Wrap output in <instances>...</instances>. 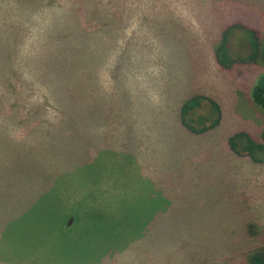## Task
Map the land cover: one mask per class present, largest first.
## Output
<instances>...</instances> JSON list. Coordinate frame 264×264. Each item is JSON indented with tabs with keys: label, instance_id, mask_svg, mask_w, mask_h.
<instances>
[{
	"label": "rangeland",
	"instance_id": "374dc122",
	"mask_svg": "<svg viewBox=\"0 0 264 264\" xmlns=\"http://www.w3.org/2000/svg\"><path fill=\"white\" fill-rule=\"evenodd\" d=\"M238 24L264 41V0H0V264H247L264 161L228 140L264 129V64L217 62L226 34L231 57L251 55ZM82 39L67 60L84 137L62 131L51 66ZM194 94L221 110L200 133L179 119Z\"/></svg>",
	"mask_w": 264,
	"mask_h": 264
},
{
	"label": "trees",
	"instance_id": "16d2710c",
	"mask_svg": "<svg viewBox=\"0 0 264 264\" xmlns=\"http://www.w3.org/2000/svg\"><path fill=\"white\" fill-rule=\"evenodd\" d=\"M243 29L246 34V39L248 44L251 46V55L246 58H240L239 60L234 59L228 52L227 47V34L223 37L217 44L215 49L216 60L224 68H229L237 61L247 63L248 61H254L259 59L264 64V41L261 39L260 33L257 28L249 27L245 25H233ZM232 26V27H233ZM74 40L70 41L72 52L68 55H63L64 58H58L57 56H52V68L55 71V88L56 98L55 105L57 108V119L65 127L62 131H67L76 136L81 135L84 137L82 132L87 128V125H84V119L80 118V115H86V110L80 112L74 108V102L72 106L71 97L75 95L74 92V83L71 84L73 80V73L77 70L76 64L80 65L81 62L67 60V57L75 58L80 52L83 54V50L86 49L84 45L85 40ZM81 43V44H80ZM85 51V50H84ZM84 55V54H83ZM82 55V56H83ZM44 73L46 74L48 70V65H44ZM69 74L71 77L69 78ZM63 75H66L68 80L63 78ZM59 78V79H57ZM251 97L253 102L264 109V73H261L256 82L254 83L251 89ZM206 100L210 104L211 108H214L216 111V116L212 120L211 124L203 125L199 122H195L193 118L194 111L201 106V101ZM83 103V109L86 102ZM76 107H80L79 103H75ZM78 118V119H76ZM80 118V119H79ZM86 118V117H85ZM199 121H202L201 116L197 117ZM179 119L181 124L188 130L196 133L206 131L217 124H219L221 119V110L219 104L215 102L211 97L203 94H194L188 97L180 106L179 110ZM84 125V126H83ZM78 131V132H77ZM82 131V132H80ZM81 139V138H80ZM82 140V139H81ZM230 148L237 154L247 156L252 161L262 162L264 161V129L260 135H254L248 131H238L232 134L228 140ZM248 228V239L259 240V246L249 250L245 254V261L247 264H264V231L258 230L256 225L249 224ZM257 245V244H256Z\"/></svg>",
	"mask_w": 264,
	"mask_h": 264
}]
</instances>
